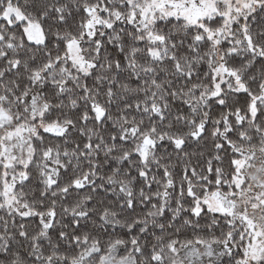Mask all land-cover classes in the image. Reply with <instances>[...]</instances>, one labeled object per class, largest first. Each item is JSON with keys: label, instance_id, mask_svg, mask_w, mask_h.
<instances>
[{"label": "snow or ice", "instance_id": "1", "mask_svg": "<svg viewBox=\"0 0 264 264\" xmlns=\"http://www.w3.org/2000/svg\"><path fill=\"white\" fill-rule=\"evenodd\" d=\"M0 264H264V0H0Z\"/></svg>", "mask_w": 264, "mask_h": 264}]
</instances>
